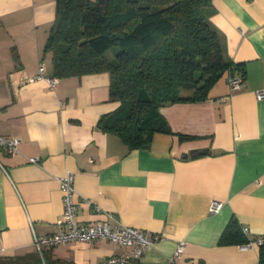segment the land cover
<instances>
[{"label":"crops","instance_id":"crops-1","mask_svg":"<svg viewBox=\"0 0 264 264\" xmlns=\"http://www.w3.org/2000/svg\"><path fill=\"white\" fill-rule=\"evenodd\" d=\"M212 5L226 57L244 68L235 70L241 87L231 90L223 72L204 100L159 107L173 133L154 132L148 148H129L98 126L119 104L109 97L107 72L57 77L53 87L28 80L41 62L53 76L44 45L55 0H0V136L19 138L13 154L0 147V256L32 252L34 235L58 229V178L72 172L80 222L110 212L111 226L162 235L128 264H166L179 241L180 264L257 263V244L218 242L231 218L246 238H264V97L257 98L264 92V0ZM34 156L39 161L29 162ZM213 200L222 206L209 213ZM43 252L50 262L100 264L123 248L97 238Z\"/></svg>","mask_w":264,"mask_h":264},{"label":"trees","instance_id":"trees-1","mask_svg":"<svg viewBox=\"0 0 264 264\" xmlns=\"http://www.w3.org/2000/svg\"><path fill=\"white\" fill-rule=\"evenodd\" d=\"M55 2L44 45L51 55V74L62 78L107 72L109 97L119 104L100 117L98 126L117 134L129 148H148L154 132L173 133L159 107L202 101L223 72L244 73L224 53L223 36L210 21L212 0ZM248 241L231 218L218 243ZM0 264L73 263L50 262L43 251L34 250L0 256ZM255 264H264V241L258 244Z\"/></svg>","mask_w":264,"mask_h":264},{"label":"built area","instance_id":"built-area-1","mask_svg":"<svg viewBox=\"0 0 264 264\" xmlns=\"http://www.w3.org/2000/svg\"><path fill=\"white\" fill-rule=\"evenodd\" d=\"M29 81L45 80L49 87L57 84V77L46 73L44 64L41 62L37 66L36 72L28 78ZM243 78L235 72L229 73L227 82L231 90L239 89L242 85ZM264 97V92H257V98ZM19 138L0 136V147H3L7 153L13 154L18 151ZM29 162H38L39 158L30 157ZM59 186L62 192L63 211L58 229L52 233L44 235H34L33 244L36 251L42 255L45 248H51L59 244L71 241L88 242L97 238L110 240L123 248L121 254H115L104 259L100 264H128L132 261L140 260L145 251L162 238L160 233L140 230L132 226H126L117 223L115 226L109 224L108 219L112 216L110 212H103L102 218L80 222L77 218L78 204L75 201L74 174L67 172L58 178ZM86 204H90L88 199L84 200ZM222 206V202L213 200L209 206V213H216ZM95 210L99 208L95 206ZM246 233V228L242 229ZM264 238H257L246 243L248 245L260 244ZM184 251V242L179 241L168 258L166 264H180L179 259ZM0 249V255H1Z\"/></svg>","mask_w":264,"mask_h":264},{"label":"rangeland","instance_id":"rangeland-1","mask_svg":"<svg viewBox=\"0 0 264 264\" xmlns=\"http://www.w3.org/2000/svg\"><path fill=\"white\" fill-rule=\"evenodd\" d=\"M107 55L110 57L111 56V52H107Z\"/></svg>","mask_w":264,"mask_h":264}]
</instances>
